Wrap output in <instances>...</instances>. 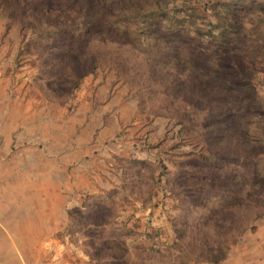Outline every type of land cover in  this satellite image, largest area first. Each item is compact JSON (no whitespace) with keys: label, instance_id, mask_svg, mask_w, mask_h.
Instances as JSON below:
<instances>
[{"label":"rangeland","instance_id":"374dc122","mask_svg":"<svg viewBox=\"0 0 264 264\" xmlns=\"http://www.w3.org/2000/svg\"><path fill=\"white\" fill-rule=\"evenodd\" d=\"M122 2H129L136 12L140 10V14L150 13V19H147L149 26L142 33L146 39H134L133 45H127L130 49L135 46L139 53L147 55L149 68L142 59L134 65L151 82L150 88H147L150 82L140 88L129 74L117 72L101 63L102 57L96 56H100L99 50L103 48L95 39L89 42L80 38L74 45L67 40L40 42L31 35L32 29L27 25V18L33 15L24 11L26 6L23 3L12 5L5 11L0 8V108L4 107L2 122L18 121L21 117V120H32L38 126L34 145L39 149H44L47 137L52 136L55 142L60 143L62 133L64 138L71 140L72 146L77 140L87 142L86 155L80 162L85 176L74 178L70 175V181L74 188V179L79 182L85 178L83 182L91 185L86 188V192H71L69 207L61 211L65 221L60 230V242L63 253L70 260L80 264H97V259L90 258H103L105 249L100 242H95L101 237L110 238L113 229H117V223L129 222L135 228L132 233L134 243L129 244L131 248L134 246L132 252L143 248L141 252L153 254L154 258L157 255L153 250L159 249V261L150 259L146 264H168L171 255L178 254L172 244L173 226L187 219L196 220L204 215L202 212L206 214L217 208L221 202L215 197L231 194L226 185L228 176H242L249 172L240 162L246 150L234 145L226 147L221 143L223 141H217L220 136L224 141L228 136L227 133L221 134L223 126H218L219 118H225L229 108L243 122L244 104L241 94L233 88L238 103L228 107L227 80L230 77L223 71L222 63L227 42L225 40L223 43L225 37L214 32L209 24L215 22L213 17H209L211 9L218 10L225 5L234 22L241 23L245 28V36L241 37L242 44L235 40L228 44L232 47L237 43L239 48L243 47L244 51L239 55L245 64V78H253L257 93L264 99V0ZM51 3L55 5L54 10L61 12L56 13L58 18L54 16L50 21L46 20L51 25L61 26V22L66 25L80 24L81 21L71 22L70 19L79 17L80 6L88 9L86 1L60 0ZM75 4L79 6L78 10L71 14L64 10ZM154 4L165 8V14L161 15L163 18L158 19ZM192 9H196L199 16ZM114 12L115 15L119 13ZM183 15H193V28L210 34L197 37L184 31L186 24L181 19ZM252 15L258 16L259 21L253 19ZM39 16L41 22L45 21L42 15ZM198 18H205L206 21ZM180 19L183 25L179 26L177 20ZM156 23L159 25L155 26ZM138 32L133 27L130 31L132 35ZM93 37L96 38V35ZM109 50L114 54L118 50L125 51L124 48H116L114 44ZM86 51L92 53L84 59L82 57ZM255 51L258 52L254 56ZM71 53L78 56L77 62L70 59ZM112 56L111 64H114L118 58L115 57L117 55ZM128 58L132 60V57ZM59 60L62 65L57 64ZM173 69L178 70V75L187 76V84L190 80L196 88L197 84L201 86L199 91L191 92L193 96L185 91L186 99L182 104L189 116L195 117L197 115L194 111H200L196 102L204 103L201 111L210 113L200 114L201 117H207L199 126L184 122L188 129L183 130L177 125L181 118L178 111L170 108V101L166 102L167 99L178 100L175 94H180L177 93L178 89L174 91L173 87L166 88L167 84H160L161 81L179 80L178 76L169 77ZM252 102L250 109L264 111V102ZM186 133L188 138L183 137ZM261 148H250L252 150L249 151L257 155L255 172L258 174L264 173V148ZM214 166L223 171L221 177H216L214 183L201 179L202 174L212 173ZM262 182L258 181L260 184ZM103 192L104 195L108 193L107 199L102 196ZM258 193L254 191L257 197ZM233 194L239 198L238 191ZM254 199L258 201L260 198ZM84 204L90 208L96 205L103 215L96 213L95 219L89 212L82 218L83 213H86L82 209ZM253 207L240 210L239 215H244L243 221L264 213L258 206ZM223 208L213 213L220 218V223L226 220L228 212L232 213L230 206ZM258 224L264 227V216L256 219L252 225L246 222L245 232L233 235L235 242L227 256L251 241ZM226 229L224 227L221 231ZM193 238L195 236L190 235L191 244L195 243ZM227 238L230 240L231 235H227ZM153 242L157 245H151ZM124 251L120 243L113 246L114 256L120 258L114 264H128L120 257ZM18 261L22 263V259ZM6 262L17 264L11 258H6Z\"/></svg>","mask_w":264,"mask_h":264},{"label":"trees","instance_id":"16d2710c","mask_svg":"<svg viewBox=\"0 0 264 264\" xmlns=\"http://www.w3.org/2000/svg\"><path fill=\"white\" fill-rule=\"evenodd\" d=\"M52 1L60 0H0V8L5 11L8 7L15 4L18 5L19 2H21L26 6V9L24 11H28L29 13H31V15H33H28L27 25L32 29L31 35L35 40L40 42L52 40H61L62 42H66L67 40L68 43L74 45L80 40V38L89 42H92L95 39V42L103 48L102 50H99L100 56H96L102 57L103 60L101 61V63H103L104 65L107 64L108 66H110V68H114L117 72H124L125 74H129L132 79L138 83L137 85L140 88L142 86H146L144 83L150 82L149 80H146V78H144L145 74H143L142 70L140 68H136V66L134 65L135 63H140L139 59H142V62L145 63V66L149 68L150 62L148 64L147 55L139 53V51H137L139 49L137 48L136 50L135 46L131 47V49L127 46L132 44L134 39H146L145 34L142 33L145 31V28L149 26L147 19H150V13L148 15L140 14V10L136 12L135 9H133L134 7L129 4V2H122V0H79L82 1V3L86 1L88 9L85 10L82 6H80L81 10L79 14L76 12L79 17H74L70 20L71 22L81 21L80 24L66 25L64 22H61V26L57 24L51 25L46 20L50 21L51 17H57L56 13H61L60 10H54L53 7L55 5L51 3ZM132 2L133 0H131L130 3ZM154 6L156 9V11L154 12L158 14V19L163 18L161 15L165 14V12L163 11L165 8L158 4H154ZM77 7L79 6L75 4L72 6V8L65 7L64 10L68 14H71L72 11L78 10ZM114 11H118L119 13L115 15ZM192 12L199 16V12H196V9H192ZM39 15H42L45 21L41 22V20L39 19ZM60 17L62 18V16ZM209 17H213V19L215 20L214 23H209L212 26L213 31L225 37L224 40H222L223 43L225 40L227 42V46L224 48L222 63L224 66L223 71L227 76L230 77L227 80V92L229 94V98L226 101L229 104L228 107L234 106L238 103V99L236 98V94L234 93L233 88H235L236 91L241 94L242 102L244 104V108H242L244 116L243 122H241L238 116L236 114H233V112L230 111L229 108L226 111V117L219 118L218 126H223L224 129L221 130V134L227 133L228 136H226L227 138L225 139V141L222 140L221 136L217 141L219 143L223 141L221 143H223L226 147L234 145L246 150V152L243 151L244 156L242 159H240V162L244 165V167L249 169V172H246L242 176H228L226 170H224V173L229 177L227 179L226 185H228V188L231 190V194L227 195L228 197L225 194L217 195V197L215 198L220 200V205L217 206V208L210 210V212L208 211V213L206 214L205 211L202 212L204 215L199 217L198 219L193 221H189L187 219L184 222L173 226L172 244L173 248L178 251V254L175 256L171 255L169 259L170 262H167L168 264H219L223 260H225L229 249L233 247V244L235 242L233 239V235H241L243 232H245L246 228L244 227V225L246 222H250V225H252V223H254L256 219L264 216V213H258V215H254L249 220L247 219L243 221L242 218L244 217V215H239L240 210L245 211L248 206H254L253 208H256L258 206L264 211V173L258 174L255 172V169L258 165L255 161V157L257 155H255V153H249V151L252 150L250 148L255 149L258 146L259 148H264V111L263 109L254 111L253 109L249 108L253 103L252 100L257 104H260V102H264V99L257 93V90L254 87L253 78H245V64L242 61L241 55H239V53H243V47L239 48V45L237 43L232 47L228 44V42H230L231 40H235V42L238 41L242 44L243 42H241V37L245 36V28L241 23H238L237 21L234 22V18L232 16H229V11L226 9L225 5H223V8L220 7L218 10L212 8ZM193 18V15L181 16L182 21L186 24V26L183 28L184 31H188V33L190 32L197 37H207L210 32H206L208 34H204L203 32H201L202 30L193 28L194 24L191 20ZM252 18L259 21V17L256 15H252ZM181 19L177 20V24L179 26L180 24L183 25ZM198 19H203V22L206 21L205 18ZM158 25V23L155 24V26ZM132 27L138 29L139 32L136 35H132L130 33ZM94 34L96 35V38L93 37ZM112 44H114L116 48H124L125 51L118 50L114 54L109 50ZM257 52L258 51H255L254 56L257 54ZM90 53L92 52L86 51V54H84L82 58L87 59ZM62 54H64V52ZM55 55L60 56L54 54V56ZM112 55H117L115 57L118 58L117 61L114 60V64H111V59H113ZM70 56V59L73 58L75 62L78 61V56H76L75 53H71ZM128 57H132V60H130V58ZM199 57L201 58V55H199ZM57 64L62 65L60 60L57 62ZM151 65L154 66L152 63ZM183 73H185V71ZM217 74L218 72L215 73V75ZM173 76H178L179 80L172 79L169 82L161 81L160 84H167L166 88L173 87L174 91L178 89L177 93L181 94H175L178 97V100H166V102L170 101V108L178 111L181 117L180 121L177 122V125L182 127L183 130L185 128L186 130L188 129V127L185 126L184 122L199 126L198 124L203 123V120L207 117H201L200 114L202 113L207 115L210 113H204L203 111H201L204 103L196 102L197 108L199 107L200 111L195 110L194 112L197 116L200 117H193V115L189 116V112H186L187 110L182 107V104H184V99H186L185 91H188L189 95L193 96L191 92L199 91L201 86L197 84L196 88L190 80L187 84V76H182V74L178 75V70L173 69L169 73V77ZM150 84L151 82L147 85V88H150ZM189 88L192 89L189 90ZM253 114L255 115L249 117V115ZM183 137L188 138V133L184 134ZM211 171L212 173L210 174H202L201 179H203L204 181L208 179L210 183H214L218 177H221L220 174L223 172L215 166ZM258 181L263 182L262 184H260L258 183ZM255 190L260 192L258 193V197L255 196L256 194H254ZM232 191H238L239 198H236ZM104 194L105 193L103 192L102 196L107 199L108 193H106V195ZM102 196L100 198H102ZM223 197L232 201H226ZM255 197L256 199H260L257 201L254 199ZM89 199L92 198L89 197ZM221 205L223 207L230 206L232 211V213L227 211V218L222 223L219 222L220 218H218L216 214H213L218 213L220 210L224 209L223 207H220ZM234 207H236L235 212ZM82 209L84 210V212L86 211V213H83L82 218H84L89 212L95 219L96 213H102L101 215H103V212H99L100 209L97 208L96 205H93V207L91 206L90 208L88 204H84L82 205ZM67 213L68 216H71L69 212ZM82 218L80 219L82 220ZM104 226H106V224H104ZM221 227L222 229L224 227H226L227 229L221 231ZM133 232H135L133 224H129V222L122 224L117 223V229H113L112 233L109 235L110 238L106 239L105 237H101V239L95 242H100L104 247L105 251L103 258L98 259V256H92L90 259H97V264H114V262L120 258H118V256L117 258L114 256L115 253L113 252V246L117 243H120V245H122V248L124 246L125 250L123 255H121L120 257L128 264H146L150 259L159 261V249L153 250L155 251L154 254H156L159 258L157 256L152 258L153 254H144L143 252H141L143 250L142 247V250L140 251H138L137 249V251L140 253L132 252L134 246L131 248L129 247V244L132 245V243H134L132 239ZM190 235L195 236V238H193L195 239L194 244H191L189 240ZM227 235H231L230 240L229 238H227ZM151 245L157 244L153 242L151 243ZM89 248L92 247L89 246Z\"/></svg>","mask_w":264,"mask_h":264},{"label":"crops","instance_id":"0c3cea01","mask_svg":"<svg viewBox=\"0 0 264 264\" xmlns=\"http://www.w3.org/2000/svg\"><path fill=\"white\" fill-rule=\"evenodd\" d=\"M3 108H0V264H6V258L17 264H80L63 253L60 230L65 218L61 211L69 207L71 192H86L91 185L83 182L85 178L79 182L74 179V188L70 181V175L85 176L80 162L86 155L87 142L75 140L72 146L62 133L60 143L51 136L45 138L44 149L35 148L37 124L21 120L22 117L3 123ZM263 235L264 227L258 224L251 241L219 264H264ZM21 259L22 263L18 261Z\"/></svg>","mask_w":264,"mask_h":264}]
</instances>
